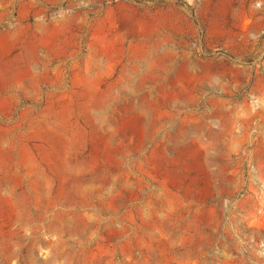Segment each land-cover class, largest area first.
Here are the masks:
<instances>
[{
    "label": "rangeland",
    "instance_id": "374dc122",
    "mask_svg": "<svg viewBox=\"0 0 264 264\" xmlns=\"http://www.w3.org/2000/svg\"><path fill=\"white\" fill-rule=\"evenodd\" d=\"M0 264H264V0H0Z\"/></svg>",
    "mask_w": 264,
    "mask_h": 264
}]
</instances>
